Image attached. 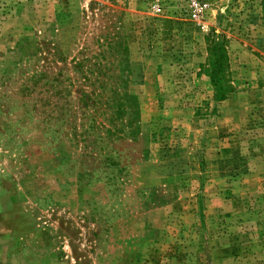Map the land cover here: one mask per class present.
Masks as SVG:
<instances>
[{"label": "rangeland", "instance_id": "rangeland-1", "mask_svg": "<svg viewBox=\"0 0 264 264\" xmlns=\"http://www.w3.org/2000/svg\"><path fill=\"white\" fill-rule=\"evenodd\" d=\"M0 264H264V0H0Z\"/></svg>", "mask_w": 264, "mask_h": 264}, {"label": "trees", "instance_id": "trees-1", "mask_svg": "<svg viewBox=\"0 0 264 264\" xmlns=\"http://www.w3.org/2000/svg\"><path fill=\"white\" fill-rule=\"evenodd\" d=\"M224 58L225 54L222 44L215 42L211 44L207 72L210 78V84L214 90V97L216 100H223L226 96L227 89H229V86L226 84V81H224L223 75ZM90 100L92 104L96 103L95 100H93L92 98H90ZM115 101L116 102L113 105L115 109V117L119 118L125 112L131 111L130 116L126 118V125L132 126V115L135 111V103L133 101V98L131 96H127V99L125 101L126 103H122L120 99ZM94 125H96L95 122Z\"/></svg>", "mask_w": 264, "mask_h": 264}]
</instances>
